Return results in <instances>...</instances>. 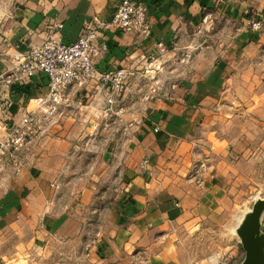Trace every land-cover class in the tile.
<instances>
[{"label":"crops","instance_id":"0c3cea01","mask_svg":"<svg viewBox=\"0 0 264 264\" xmlns=\"http://www.w3.org/2000/svg\"><path fill=\"white\" fill-rule=\"evenodd\" d=\"M119 2L0 0V76L8 54L52 37L73 43L87 21L109 20ZM144 2L150 35L107 34L99 70L125 69L133 79L177 47L199 44L194 68L178 90L142 110L121 94L112 122L104 113L110 87L94 80L70 91L59 123L24 151L20 173L8 165L0 171V264H58L60 255L74 264H200L204 236L221 242V226L238 206L264 203L250 184L264 187V35L246 27L251 7L241 0ZM209 17L215 44L203 38ZM48 92L40 73L24 85L0 81V122L39 111ZM239 211L227 249H235V228L249 213ZM259 232L264 237V207Z\"/></svg>","mask_w":264,"mask_h":264},{"label":"built area","instance_id":"2783aa9c","mask_svg":"<svg viewBox=\"0 0 264 264\" xmlns=\"http://www.w3.org/2000/svg\"><path fill=\"white\" fill-rule=\"evenodd\" d=\"M85 26L86 31L73 43L52 37L30 51L6 56L10 67L0 76L1 82L24 85L40 73L49 80V92L42 99L39 111H26L19 121L0 122V171L8 165L15 174L20 173L24 151L38 134L48 131L47 126L57 122L63 107L70 103L71 90H82L98 80L104 90L110 87L106 93L105 117L114 114L117 98L130 74L125 69L101 72L97 64L109 51L107 34L150 35L148 7L144 0H120L109 20H91ZM246 27L253 34L264 35L263 20L247 19Z\"/></svg>","mask_w":264,"mask_h":264},{"label":"rangeland","instance_id":"374dc122","mask_svg":"<svg viewBox=\"0 0 264 264\" xmlns=\"http://www.w3.org/2000/svg\"><path fill=\"white\" fill-rule=\"evenodd\" d=\"M245 4H248L251 7L250 13H248L247 19H258L264 21V0H241ZM212 17H209V27H207L206 33L203 35L206 43L215 44V41L218 39L215 38V34H213L212 28ZM226 30L227 28L223 27ZM201 49L199 44L189 45V47H177V49L172 52L170 55L166 56L164 59L160 61L155 67H152V72L150 74L144 75H136L133 79L128 77L126 84L124 86V90L121 93L122 95L127 94L128 99L132 100L133 102H137L139 105L137 109L143 108V102L147 100H151L152 98H161L165 97L166 95H171L175 90H178L181 87V83H184L185 80L188 78L187 75L189 70L194 68L195 62V53L197 50ZM199 63V67H202V63ZM201 63V64H200ZM131 78V79H130ZM123 97V96H122ZM132 104L128 105L127 107H131ZM128 109V108H126ZM115 117H108L110 122L114 121ZM59 122H55L53 125L50 124L48 127V131L51 130L54 126H56ZM47 131V132H48ZM252 172L246 171V175H250ZM264 174V171L262 172ZM253 176V173H252ZM252 181L250 184L253 186L251 190V195L254 197H262L264 198V187L260 188L259 186L255 185ZM253 199V198H252ZM251 199V200H252ZM243 203V202H242ZM242 206V207H241ZM238 206L236 212L233 215V218L230 219V223L228 225L221 226V231L219 236H217L218 240L221 241L219 243H209L210 241H216V236H204L201 242L197 243V246L203 248V250L197 251V255H200V259L197 258V262L200 264H208L210 260L206 258L208 255L209 257H215V264H239L242 256L241 254L245 252L242 244L241 237H237L235 241H230L229 247L235 246V249H227L229 242L227 239L230 236L229 226L232 223L237 221L238 216L241 214L239 209H244L245 212H249L251 210V214L254 211H258L260 208L264 207V203L255 201L244 202L243 205ZM250 214V215H251ZM228 228V229H227ZM211 229V228H210ZM215 230V229H214ZM212 238V239H211ZM232 238V237H230ZM223 239L226 243H223ZM212 246L214 247L211 250H208L207 247ZM219 247V248H218ZM235 253V256L226 261L224 258L228 257L229 254ZM75 258L72 260L65 258L64 255L59 256V260L56 262L58 264H74Z\"/></svg>","mask_w":264,"mask_h":264},{"label":"water","instance_id":"95a60500","mask_svg":"<svg viewBox=\"0 0 264 264\" xmlns=\"http://www.w3.org/2000/svg\"><path fill=\"white\" fill-rule=\"evenodd\" d=\"M261 208L254 211L248 218L241 236L243 248L246 253L242 264H264V244H257L256 237L259 233V216Z\"/></svg>","mask_w":264,"mask_h":264},{"label":"bare ground","instance_id":"6f19581e","mask_svg":"<svg viewBox=\"0 0 264 264\" xmlns=\"http://www.w3.org/2000/svg\"><path fill=\"white\" fill-rule=\"evenodd\" d=\"M250 214H251V213L249 212L246 216H244L245 218H243V220L241 219V220L239 221L238 226L235 228V229H236L235 232H236L237 235L242 236V234H243V230H244V228H245V226H246V222H247V220H248ZM256 243H257L258 245H259V244H264V237H263V235L261 234V232H259V233L257 234V237H256ZM263 246H264V245H263Z\"/></svg>","mask_w":264,"mask_h":264}]
</instances>
